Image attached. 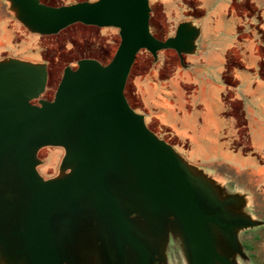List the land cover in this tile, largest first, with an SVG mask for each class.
<instances>
[{
    "label": "water",
    "instance_id": "95a60500",
    "mask_svg": "<svg viewBox=\"0 0 264 264\" xmlns=\"http://www.w3.org/2000/svg\"><path fill=\"white\" fill-rule=\"evenodd\" d=\"M6 1L32 34L82 23L119 29L121 43L108 65L67 67L53 101L40 100L46 65L0 61V264H162L172 237L188 264L245 258L238 233L259 225L239 210L248 196L190 164L125 96L141 50L156 61L165 50L193 55L200 29L183 22L174 37L155 38L150 0ZM45 147L66 152L53 180L37 170Z\"/></svg>",
    "mask_w": 264,
    "mask_h": 264
},
{
    "label": "crops",
    "instance_id": "0c3cea01",
    "mask_svg": "<svg viewBox=\"0 0 264 264\" xmlns=\"http://www.w3.org/2000/svg\"><path fill=\"white\" fill-rule=\"evenodd\" d=\"M203 2L207 15L185 21L201 31L196 53L179 56L180 64L168 75L164 68L137 77V94L142 112L169 130L176 150L190 164L227 189L252 192L256 198L264 194V0H253L262 19L260 34L251 33L239 16L237 0ZM27 37L9 3L0 0V58H18ZM234 56L240 66L229 72ZM229 75L235 87L227 82ZM235 103L243 114L247 153L234 144L241 129L235 126L237 118L226 115Z\"/></svg>",
    "mask_w": 264,
    "mask_h": 264
},
{
    "label": "rangeland",
    "instance_id": "374dc122",
    "mask_svg": "<svg viewBox=\"0 0 264 264\" xmlns=\"http://www.w3.org/2000/svg\"><path fill=\"white\" fill-rule=\"evenodd\" d=\"M41 3L51 7L72 6L82 2H97L98 0H40ZM210 3V2H209ZM236 7L239 16L251 29V33L260 34L261 15L255 10L253 0H237ZM150 28L153 36L159 40H167L175 36L178 26L189 20L203 19L207 15L203 0H150ZM27 40L21 42L17 59L46 65L48 70V83L40 100L53 101L59 85L62 81L64 70L71 67L78 68V62L83 59H95L102 65H108L114 58L120 43V30L117 28H100L88 26L82 23L73 24L55 35L42 36L30 33L26 28ZM264 38V36H263ZM8 55L2 56L0 61ZM186 59V56L183 55ZM12 58V57H11ZM175 64H180L179 55L173 50L161 51L158 60L146 50H141L131 69L125 88V96L129 105L139 114H143L147 127L160 139L166 141L175 148L176 138L169 130L159 124L151 114L142 112V103L135 81L137 77L146 76L154 70H166L168 75ZM237 56L231 59L229 72L234 67H239ZM229 85L235 87L234 78L227 76ZM231 92L225 95L229 101ZM39 105V100L33 102ZM226 115L235 116V126L241 128L238 132L239 138L235 141L236 147H242L247 153L250 150L247 134L245 133L244 119L241 106L238 103L231 105ZM177 151V150H176ZM178 152V151H177ZM179 153V152H178ZM65 149L60 147H45L38 153L40 164L37 167L39 174L45 180H53L62 176L61 165L65 157ZM225 170V169H224ZM233 194H243L236 190H229ZM249 198L248 206L243 207L241 213L250 219L259 222L254 228L240 230L239 240L243 246L246 257L236 256L237 264H264V194L254 197L252 192L246 194ZM164 261L162 264H188L180 238L172 237L163 251ZM89 260H87V263Z\"/></svg>",
    "mask_w": 264,
    "mask_h": 264
}]
</instances>
